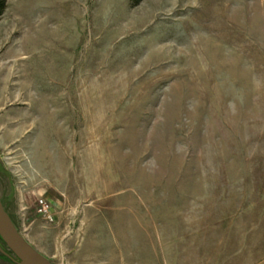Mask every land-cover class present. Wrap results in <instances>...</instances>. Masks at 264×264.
<instances>
[{
	"label": "rangeland",
	"instance_id": "1",
	"mask_svg": "<svg viewBox=\"0 0 264 264\" xmlns=\"http://www.w3.org/2000/svg\"><path fill=\"white\" fill-rule=\"evenodd\" d=\"M3 1L24 238L53 264H264V0Z\"/></svg>",
	"mask_w": 264,
	"mask_h": 264
},
{
	"label": "water",
	"instance_id": "2",
	"mask_svg": "<svg viewBox=\"0 0 264 264\" xmlns=\"http://www.w3.org/2000/svg\"><path fill=\"white\" fill-rule=\"evenodd\" d=\"M0 237L11 253L0 245V251L18 264H53L19 232L0 200Z\"/></svg>",
	"mask_w": 264,
	"mask_h": 264
},
{
	"label": "trees",
	"instance_id": "3",
	"mask_svg": "<svg viewBox=\"0 0 264 264\" xmlns=\"http://www.w3.org/2000/svg\"><path fill=\"white\" fill-rule=\"evenodd\" d=\"M0 6H2V7H4V1L2 0H0Z\"/></svg>",
	"mask_w": 264,
	"mask_h": 264
}]
</instances>
